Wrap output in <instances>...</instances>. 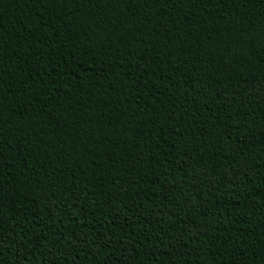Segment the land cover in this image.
I'll list each match as a JSON object with an SVG mask.
<instances>
[{
	"label": "trees",
	"instance_id": "obj_1",
	"mask_svg": "<svg viewBox=\"0 0 264 264\" xmlns=\"http://www.w3.org/2000/svg\"><path fill=\"white\" fill-rule=\"evenodd\" d=\"M0 264H264V0H0Z\"/></svg>",
	"mask_w": 264,
	"mask_h": 264
}]
</instances>
